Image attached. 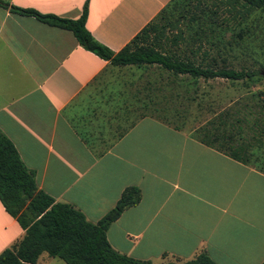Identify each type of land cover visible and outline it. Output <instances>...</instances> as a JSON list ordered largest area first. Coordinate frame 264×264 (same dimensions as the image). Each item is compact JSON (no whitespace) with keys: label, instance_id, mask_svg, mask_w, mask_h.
<instances>
[{"label":"crops","instance_id":"0c3cea01","mask_svg":"<svg viewBox=\"0 0 264 264\" xmlns=\"http://www.w3.org/2000/svg\"><path fill=\"white\" fill-rule=\"evenodd\" d=\"M3 1L69 19L86 3L85 29L114 52L169 2ZM158 68L112 65L70 31L0 6V132L33 173L36 189L89 222L111 209L124 188H138L137 203L105 230L115 251L150 264L198 253L215 264H260L264 173L149 115V105L158 109ZM22 234L0 203V252ZM42 254L34 264L56 258Z\"/></svg>","mask_w":264,"mask_h":264},{"label":"trees","instance_id":"16d2710c","mask_svg":"<svg viewBox=\"0 0 264 264\" xmlns=\"http://www.w3.org/2000/svg\"><path fill=\"white\" fill-rule=\"evenodd\" d=\"M171 1V0H169ZM244 9L259 10L264 13V0H234ZM0 6L9 12L32 16L50 26L70 31L77 42L85 49L112 65L121 64H156L172 76H188L191 79L221 78L231 81L251 80L257 71L216 66L214 61L195 62L188 57L177 58L168 51H163L150 34L159 28L153 18L164 11V6L144 25L123 47L111 51L97 42L84 27L86 3L76 19L61 18L50 13H40L32 8L18 7L0 0ZM217 12L210 11L213 19ZM222 20L227 25L235 17ZM153 20V21H152ZM198 22H203L197 20ZM210 33L212 29L208 30ZM248 33L247 29L243 31ZM159 47V48H158ZM224 115L228 112L224 111ZM223 117L217 116L207 126L198 128L194 138L229 158L243 164H249L250 154L246 144H232L230 133L213 131L214 123L223 124ZM233 126V122L231 123ZM262 173L264 170L259 169ZM139 200L137 187L129 186L122 190L114 206L95 222L85 220L80 211L64 202H55L50 196L37 190L33 173L25 168L12 143L0 132V203L4 210L13 217L23 230L21 238L12 246L0 252V264H34L40 253L56 257L65 264H150L149 260L136 259L115 251L105 238L107 226L120 212ZM164 264H215L205 253H198L186 261H170ZM260 264H264V259Z\"/></svg>","mask_w":264,"mask_h":264},{"label":"rangeland","instance_id":"374dc122","mask_svg":"<svg viewBox=\"0 0 264 264\" xmlns=\"http://www.w3.org/2000/svg\"><path fill=\"white\" fill-rule=\"evenodd\" d=\"M163 8L164 17L157 14L153 18L159 30L150 34L147 42L156 38L161 50L177 58L204 63L213 60L216 66L254 70L258 75L239 81L194 80L172 76L158 68V109L149 105L148 114L193 135L222 116L223 124L214 123L213 131L230 133L233 145H248L249 164L264 170V13L242 12L240 2L234 0H171ZM213 10L217 14L212 19ZM229 15L235 20L226 25L222 19H229ZM224 111L228 114L224 115ZM258 210L263 213L261 207ZM52 261L51 264H64L56 258Z\"/></svg>","mask_w":264,"mask_h":264},{"label":"water","instance_id":"95a60500","mask_svg":"<svg viewBox=\"0 0 264 264\" xmlns=\"http://www.w3.org/2000/svg\"><path fill=\"white\" fill-rule=\"evenodd\" d=\"M261 74H263V75H264V71H263V72H261Z\"/></svg>","mask_w":264,"mask_h":264}]
</instances>
